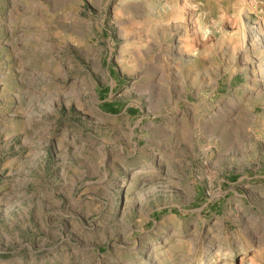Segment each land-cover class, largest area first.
Here are the masks:
<instances>
[{"label":"rangeland","instance_id":"obj_1","mask_svg":"<svg viewBox=\"0 0 264 264\" xmlns=\"http://www.w3.org/2000/svg\"><path fill=\"white\" fill-rule=\"evenodd\" d=\"M255 33L264 0H0V264H264Z\"/></svg>","mask_w":264,"mask_h":264},{"label":"bare ground","instance_id":"obj_2","mask_svg":"<svg viewBox=\"0 0 264 264\" xmlns=\"http://www.w3.org/2000/svg\"><path fill=\"white\" fill-rule=\"evenodd\" d=\"M182 29V28H181ZM183 34V37L186 38L187 30L184 29L181 31ZM180 34V33H179ZM180 37V36H179ZM181 38V37H180ZM183 40V39H182ZM252 42L257 44V45H262L264 44V37L262 36L261 33H255L252 39ZM263 46V45H262ZM177 48V47H176ZM242 259V258H241Z\"/></svg>","mask_w":264,"mask_h":264}]
</instances>
